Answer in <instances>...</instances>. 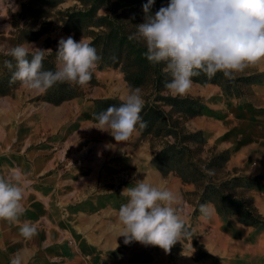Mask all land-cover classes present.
Listing matches in <instances>:
<instances>
[{"label": "rangeland", "instance_id": "rangeland-1", "mask_svg": "<svg viewBox=\"0 0 264 264\" xmlns=\"http://www.w3.org/2000/svg\"><path fill=\"white\" fill-rule=\"evenodd\" d=\"M168 1L164 2V6ZM86 7L80 0H61L54 5L33 0H0V55L18 44H24L32 52L36 51L35 47L51 49L52 52L46 53L45 57L50 55L56 68V51L61 38L72 36L77 42L83 38L90 43L93 36L104 29L96 24V17L107 14L104 7L98 8L92 19L73 15ZM117 13H122L125 29L132 33L137 31L136 25L145 21V16L133 7L118 9ZM95 48L102 55L100 47ZM251 68L236 77L246 75ZM2 75L4 71L0 60ZM262 75L253 73L249 76L255 81L261 79ZM13 85L9 93H0V97L16 99L19 105L45 103L51 108L47 116L50 152L58 155L59 166L66 174L60 177L58 186L51 187L45 193L49 201L47 212L49 218L56 220L71 240L79 241L85 252L110 253L108 260L111 264H132L137 253H165L159 247L135 241L125 244L124 237H117L118 209L127 200L126 196L121 195L122 190L136 180L145 179L150 183L163 184L177 195L174 206L192 232L190 238L178 241L171 248V255L167 258L169 264H264L261 262L264 245L260 242L264 239L254 240L249 253V225L242 223L237 215L221 217L211 201H206L211 207L210 216L203 217L200 212L194 214L201 187L183 181L174 170L163 174L151 162L163 144L172 142L173 137L148 135L141 138L137 129L128 141L118 143L108 132L94 127L97 125L93 119L96 99L116 98L121 101L120 97L127 95L131 89L139 88L144 101L153 102L156 94L172 95L169 90L163 88L155 92L150 80L132 86L125 80L120 66L102 60L86 86L75 85L80 95L60 103L46 101L44 93L24 89L19 82ZM185 96L199 98L204 108L210 106L209 112L203 108L200 115L192 118H182L178 112L172 113V119L178 118L183 130L199 131L196 137L199 142H191L196 145L193 148V161L207 163L216 156L211 166L215 178H225V171L228 175L257 178L231 164L229 159L233 151L221 147L220 138L212 140L209 134L212 129H217V112L221 108H232L238 99L246 102L252 99L249 84H203L193 81L192 88ZM207 96L210 98L208 103ZM156 103L161 105L162 102L157 100ZM162 108L168 111L170 106L162 105ZM207 122L209 130L202 128ZM200 133L205 142L201 141ZM224 150L230 154L225 164L221 154ZM243 185V180H240L235 188L228 191L236 196H249L254 185L248 189ZM251 199L253 201L252 196ZM218 253L223 254L220 256Z\"/></svg>", "mask_w": 264, "mask_h": 264}, {"label": "clouds", "instance_id": "clouds-1", "mask_svg": "<svg viewBox=\"0 0 264 264\" xmlns=\"http://www.w3.org/2000/svg\"><path fill=\"white\" fill-rule=\"evenodd\" d=\"M154 3L148 0L143 5L145 21L136 25L137 31L129 39L146 46L143 55L153 66L165 64L163 71L171 79L164 87L174 97L185 96L192 88V78L201 73L211 79L221 72L231 81L264 63V0H170L153 14ZM35 49L32 52L18 44L8 50L6 55L12 59L4 60V67L11 72L10 86L19 82L24 89L41 94L57 83L84 87L102 60L90 43L69 36L58 42L55 70H44L45 54L52 50ZM120 100L119 106L93 113L94 127L108 132L118 143L147 127L140 115L145 105L141 90L133 88ZM20 180L18 172L0 176V221L19 225L20 236L32 240L38 228L35 223L21 222L26 210ZM121 195L127 200L118 209L116 229L125 244L135 241L167 254L178 241L192 236L174 206L177 195L163 184L136 180ZM199 212L203 217L211 215L206 203L199 205ZM10 264H27L23 250L12 254Z\"/></svg>", "mask_w": 264, "mask_h": 264}, {"label": "crops", "instance_id": "crops-1", "mask_svg": "<svg viewBox=\"0 0 264 264\" xmlns=\"http://www.w3.org/2000/svg\"><path fill=\"white\" fill-rule=\"evenodd\" d=\"M251 69L246 75L264 74V63ZM249 90L252 96L249 102L237 98L232 108L224 107L217 112V129L209 134L212 140L220 138L221 147L233 151L231 164L257 177L249 197H253L255 208L264 215V75L259 80H250ZM209 109V105L204 108L205 112ZM50 111L45 103L25 106L16 99L0 97V176L20 173L26 210L21 222L35 223L38 228L36 237L25 240L20 236L19 225L0 221V264H10L12 254L21 250L27 264H111L110 253L85 252L79 241L71 240L58 222L48 216L45 193L58 186L60 177L66 174L59 166L58 155L50 152L47 121ZM202 128L209 130L208 122ZM259 239H264V228L249 225V253L251 243ZM260 242L264 245V241ZM170 255L137 253L132 264H169ZM261 262L264 263V258Z\"/></svg>", "mask_w": 264, "mask_h": 264}, {"label": "trees", "instance_id": "trees-1", "mask_svg": "<svg viewBox=\"0 0 264 264\" xmlns=\"http://www.w3.org/2000/svg\"><path fill=\"white\" fill-rule=\"evenodd\" d=\"M39 3L54 5L61 0H33ZM87 5L84 11H76L73 15L92 19L95 11L104 7L107 14L96 17V24L104 29L98 31L90 41L93 47H100L102 53V61L113 66H120L124 73L125 80L132 86H138L151 81L155 92H159L165 88L164 85L171 77L166 74L163 69L165 64L162 62L153 66L143 55L146 52V46L138 43L136 40H130L129 36L133 35L131 31L125 29L122 13H117L118 9L133 7L138 10L142 16H145L143 5L148 0H80ZM166 0H155L150 11L154 14L161 6H164ZM170 1H168L169 3ZM31 58V57H29ZM11 60L6 54L0 55L1 67L4 75L0 76V93L7 94L14 87L9 85L11 72L4 67V60ZM14 63V61H13ZM44 70H55L54 63L50 59V55L46 56L43 61ZM194 82L218 83L228 85L229 83L249 84L251 76L241 75L234 80H227L221 72H218L213 78L209 79L205 74L192 78ZM259 80V79H256ZM255 80V81H256ZM253 81V80H251ZM80 95L75 85L68 83H57L47 92L43 98L51 103H60L63 100L71 99ZM161 101V105L156 101ZM121 101L116 98H102L94 101L93 113H100L107 110L110 106H119ZM162 105L170 106L168 111L162 108ZM204 108L203 102L199 98L190 96H172L156 94L153 102H145L144 108L140 115L147 123V127L143 130L138 128L140 137L144 138L148 135L154 137H173L172 142L166 141L162 148L153 156L151 162L163 174L174 170L180 178L185 182L198 184L202 192L199 200L195 205L194 214L199 213V205L211 201L215 205L217 213L227 218L231 215H237L241 222L246 225H253L257 228H264V217L256 210L251 197L236 196L230 193V188H235L237 182L243 180V186L251 188L255 182L254 177L241 175H228L225 178H215L208 173L211 170L212 162L215 157L209 159L207 163L193 161V152L196 145H192L197 141L199 131L187 132L183 130L178 118L172 119V113L178 112L182 118H192L200 115ZM94 119V117H93ZM95 120V119H94ZM201 139V133H200ZM202 142L205 140L201 139ZM193 142V143H191ZM222 159L224 164L229 159V151H222ZM202 182V183H201Z\"/></svg>", "mask_w": 264, "mask_h": 264}]
</instances>
